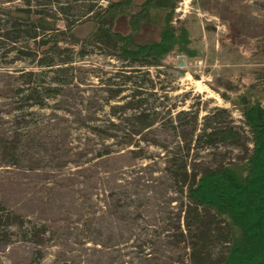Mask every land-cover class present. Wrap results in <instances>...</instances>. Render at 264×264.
Listing matches in <instances>:
<instances>
[{
    "label": "rangeland",
    "instance_id": "374dc122",
    "mask_svg": "<svg viewBox=\"0 0 264 264\" xmlns=\"http://www.w3.org/2000/svg\"><path fill=\"white\" fill-rule=\"evenodd\" d=\"M108 1L61 0L80 4L81 13L66 17L79 21L74 30L81 37L92 28L89 15H83L87 3L97 9ZM141 1L133 0V11ZM39 2L32 4L39 7ZM177 2L172 24L188 19L190 46L201 54L193 58L172 54L159 69H142L154 80V88L149 89L154 94L149 96L156 103V123L146 132L157 143L141 141L139 147H125L118 142L120 130L116 133L120 137L106 139L111 153L94 155L92 148L102 144L80 123L83 114L91 124L119 122L133 111L112 114V106L126 103L121 96L126 99L130 89L108 98L106 81L122 79L112 75L124 64L105 55L101 47L88 45L87 55L77 62L85 71L77 72L72 92L32 109L41 127L42 117L51 119L54 128L56 122L69 127L66 142L44 149L42 129L26 147L20 165L6 164L0 153V264H189L224 252L218 237L222 226L202 208L188 211L192 203L176 188L167 159L176 152L186 156L189 167L200 170L214 167L225 155L232 161L246 156L252 145L250 132L234 100L248 91L260 96L264 105V0ZM21 5L24 0H0V6ZM153 14L139 26L134 39L158 38L163 10L158 18ZM129 18L126 13L116 16L114 28L130 31ZM2 66L30 69L32 64L17 60ZM4 69H0V85L7 78ZM3 103L0 100V133L12 131L17 114L6 112ZM214 108H227V121L241 131L238 141L208 149L191 143L186 148L183 136L193 125L203 126V116ZM79 109L85 112L81 115ZM194 113L196 122L191 120ZM66 149L71 162L59 165Z\"/></svg>",
    "mask_w": 264,
    "mask_h": 264
},
{
    "label": "trees",
    "instance_id": "16d2710c",
    "mask_svg": "<svg viewBox=\"0 0 264 264\" xmlns=\"http://www.w3.org/2000/svg\"><path fill=\"white\" fill-rule=\"evenodd\" d=\"M32 1L24 0L21 6H0V69L5 68L7 77L0 85V100L3 99L4 107H8L6 112H17L13 116L12 131L0 133V153L5 163L20 165L25 160L26 147L39 138L42 129L44 149L58 141L66 142L69 127L56 122L57 128H54L52 123L49 124L51 119L43 117L41 127L32 109L48 106L47 99L72 92L77 86V72L85 71L77 62L87 55L88 45L101 47L105 55L124 64L112 75L122 76V79L117 81L109 77L105 90L108 98H114L130 89L126 99L121 96L126 103L115 104L111 111L113 115L133 111L127 117H120L119 122L107 119L103 123L90 124L85 111L77 110L81 115L84 113L85 119L80 118V123L100 138L102 145L92 148L94 155L100 157L111 153L112 148L105 143L106 139L120 137L116 134L120 130H126L118 140L125 147H139L141 141L157 143L156 138L149 137L146 132L156 123L157 111L153 109L156 103L150 101L149 96L154 94L149 91L154 88V80L142 69L148 66L158 68L166 64L172 54L184 53L191 58L201 54L190 46L192 37L186 22L188 19L172 24L177 0H142L134 11L133 0H109L106 6L97 9L94 3H87L83 15H89L87 18L92 20V28L83 37L74 30L79 21L66 17L68 14L77 15L80 4L39 0L37 7ZM161 10L163 16L158 38L134 39L139 26L151 20V13L158 18ZM58 13L63 14V18ZM122 13L130 16L131 29L126 33L114 28V19ZM17 60L31 63L32 67L9 69L2 66ZM222 95L227 97L224 93ZM234 102L240 108L252 144L241 161H232L225 155L214 167L199 170L189 167L186 156H179L176 152L167 159V168L176 188L192 203L188 211L202 208L211 214L217 225L222 226L218 237L224 243V252L214 259L203 256L197 262L188 261L189 264H264V105L260 96L248 91L237 96ZM228 116L227 108L212 109L203 116L204 125L200 128L193 125L179 142L186 148L195 143L197 147L208 149L222 142L238 141L241 131L227 121ZM196 117V113L192 114L191 120L196 122ZM135 135L139 136L135 138ZM64 152L59 165L71 162L67 149Z\"/></svg>",
    "mask_w": 264,
    "mask_h": 264
},
{
    "label": "bare ground",
    "instance_id": "6f19581e",
    "mask_svg": "<svg viewBox=\"0 0 264 264\" xmlns=\"http://www.w3.org/2000/svg\"><path fill=\"white\" fill-rule=\"evenodd\" d=\"M198 85L200 84L198 81L196 82Z\"/></svg>",
    "mask_w": 264,
    "mask_h": 264
}]
</instances>
